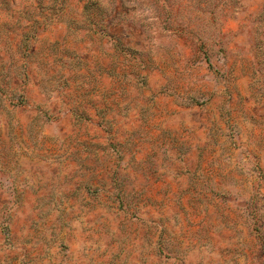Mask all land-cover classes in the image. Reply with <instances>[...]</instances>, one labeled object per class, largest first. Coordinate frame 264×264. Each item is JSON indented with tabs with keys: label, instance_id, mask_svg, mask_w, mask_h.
Instances as JSON below:
<instances>
[{
	"label": "rangeland",
	"instance_id": "1",
	"mask_svg": "<svg viewBox=\"0 0 264 264\" xmlns=\"http://www.w3.org/2000/svg\"><path fill=\"white\" fill-rule=\"evenodd\" d=\"M0 264H264V0H0Z\"/></svg>",
	"mask_w": 264,
	"mask_h": 264
}]
</instances>
